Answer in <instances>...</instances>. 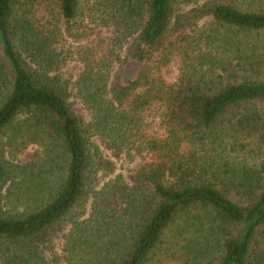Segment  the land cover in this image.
I'll use <instances>...</instances> for the list:
<instances>
[{"label": "trees", "instance_id": "obj_1", "mask_svg": "<svg viewBox=\"0 0 264 264\" xmlns=\"http://www.w3.org/2000/svg\"><path fill=\"white\" fill-rule=\"evenodd\" d=\"M88 5L111 31L108 54L79 56L89 123L55 48L87 34L83 0H0V264H264V0ZM176 51L186 70L168 84ZM152 107L167 135L135 141ZM94 137L140 163L115 174Z\"/></svg>", "mask_w": 264, "mask_h": 264}, {"label": "rangeland", "instance_id": "obj_2", "mask_svg": "<svg viewBox=\"0 0 264 264\" xmlns=\"http://www.w3.org/2000/svg\"><path fill=\"white\" fill-rule=\"evenodd\" d=\"M88 1L91 2V0H83L84 8L80 16L82 26H84L87 34L79 41H75L64 31L62 36H60L58 43L55 45V48L60 53L61 59H63L65 64L62 72L65 78H68L71 81L69 103L73 111L89 123L92 122V112L83 101V98L78 95L76 87V83L84 69V64L80 61L79 56L84 50L88 49V44L96 48L98 47L102 54H108L111 46L109 41V38L111 37V31L90 23L89 18H87L89 14V10L87 9L89 8ZM33 16L35 18H38L35 19L37 23H51L50 19H52V16L44 13L43 11H38ZM168 61L169 62H167V64L162 69L160 76H162V78L168 84H173L177 81V79L180 78V76L184 75V71L186 70V56L183 52L179 54V52L176 51L174 54H171ZM114 63L115 69L121 67V63L117 61H115ZM123 71V75L126 78L133 79L136 77L137 72L139 71V67L136 64L129 63L124 67ZM143 120L144 123L142 124L143 129L141 135H139L136 140L133 138V140L137 141L140 136L141 139L149 140L150 142L151 139L163 140L165 138V136L167 135V126L163 122L159 107H152L146 110L143 115ZM92 141L101 150V153H103L106 158L112 160L115 163V174H122L123 176L127 177L141 161L140 155L136 154L133 157H130L127 154L115 156L112 151L106 150L103 139L100 137H94ZM33 151L34 147L29 146L26 150L23 151V153L24 155L31 154L30 152ZM100 175L102 176V183H105L113 176L109 175V172L103 174L101 173ZM90 211L91 206L87 207V214H89ZM86 216L87 215L85 214L84 217ZM67 226L68 232L69 228H71V225ZM54 242L55 243L53 246L55 247L57 258L61 257L62 261H64L66 255L65 237L61 234L59 238L55 239ZM48 258L50 260H53V255L50 254ZM65 263L66 262L62 264Z\"/></svg>", "mask_w": 264, "mask_h": 264}]
</instances>
